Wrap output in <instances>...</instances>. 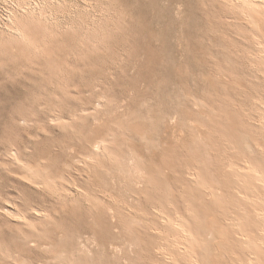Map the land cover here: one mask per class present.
Returning <instances> with one entry per match:
<instances>
[{
    "label": "rangeland",
    "instance_id": "374dc122",
    "mask_svg": "<svg viewBox=\"0 0 264 264\" xmlns=\"http://www.w3.org/2000/svg\"><path fill=\"white\" fill-rule=\"evenodd\" d=\"M249 166L264 5L0 0V264H264Z\"/></svg>",
    "mask_w": 264,
    "mask_h": 264
},
{
    "label": "bare ground",
    "instance_id": "6f19581e",
    "mask_svg": "<svg viewBox=\"0 0 264 264\" xmlns=\"http://www.w3.org/2000/svg\"><path fill=\"white\" fill-rule=\"evenodd\" d=\"M237 2V1H236ZM238 3L239 4H241L242 6H243V8L244 9H246V10H249L250 9V7H255L256 5H264V0H238ZM21 30V29H20ZM16 31V30H15ZM18 31V30H17ZM19 33V32H18ZM22 33V32H21ZM20 34V33H19ZM102 142H100V144H101ZM102 145V144H101ZM99 146V145H98ZM100 146L98 147V154H102L103 153V155L104 154H107V152H106V150L105 151H101L100 149ZM105 152V153H104ZM108 155V154H107ZM109 156V155H108ZM13 157H15V156H13ZM17 158V157H16ZM15 158V159H16ZM18 159V158H17ZM16 162V161H15ZM20 163H22V162H20ZM25 166L26 167H29V169H31V171H35V169L32 167V166H27L26 164H25ZM249 169H250V171L249 172H251L253 175H255L256 177H258L262 182L264 181V179H263V177L261 176V174L257 171V169H253V167H251V166H249L248 167ZM33 173H36V172H33ZM32 173V175L33 176H35L34 174ZM25 174V173H24ZM27 174V173H26ZM23 175V174H22ZM29 175V174H28ZM28 175H27V177H28ZM31 175V176H32ZM60 175V174H59ZM22 178H23V176H21ZM58 177V176H57ZM65 177V176H64ZM24 178H26V176H24ZM30 178H32V177H30L29 176V178H27V181H28V179H30ZM59 178H60V176H59ZM62 178V177H61ZM55 179V178H54ZM65 179V178H64ZM63 179V180H64ZM36 180V179H35ZM56 180V179H55ZM54 180V181H55ZM58 180V179H57ZM56 180V181H57ZM60 180V179H59ZM66 180V179H65ZM45 181V180H44ZM43 181V182H44ZM48 181V182H47ZM29 182V181H28ZM42 182V181H41ZM47 182V183H46ZM32 183V182H31ZM35 183V182H34ZM44 183H46L45 185H47V186H51L52 187V184H54V183H56V185H57V182H52L51 180H46ZM44 183H43V185H44ZM66 184L67 183H69L68 181L67 182H65ZM64 183V184H65ZM33 184V183H32ZM36 184V183H35ZM58 184H59V182H58ZM37 186H38V183L36 184ZM55 185V184H54ZM53 185V186H54ZM69 185V184H68ZM41 185H39V187H40ZM58 186H62V183H60V185H58ZM42 187V186H41ZM56 187L57 186H55V189H56ZM68 187V186H67ZM67 187H60V188H62V190H63V192H65V189H63V188H67ZM47 188H49V187H47ZM48 190V189H47ZM52 190H54L53 188H52ZM57 190V189H56ZM62 190H60L61 192H62ZM67 190V189H66ZM70 191V190H69ZM68 191V192H69ZM67 192V191H66ZM57 193H59L60 194V192H59V190H58V192ZM71 193V192H70ZM63 194V193H62ZM58 195V194H57ZM63 197V196H62ZM62 200V199H61ZM38 210V209H37ZM44 210V209H43ZM36 212H38V211H36ZM40 212H43V211H41L40 210ZM45 213V212H44ZM41 214V213H40ZM260 215H264V213H262V214H260ZM22 216V215H21ZM44 216H46V215H44ZM43 216V217H44ZM163 217V216H162ZM166 219L167 220H164V221H166V224H168V225H173V222L171 221V220H169V218H167L166 217ZM178 224L183 228V230H184V232L186 233V235H188L189 237H191L190 238V240L191 241H194L195 240V236H192L193 235V233L191 232V231H189V229H187L183 224H181V221L180 220H178ZM192 234H191V233ZM191 234V235H190ZM25 235V234H24ZM27 235V234H26ZM40 235V234H39ZM38 235V237L40 238L41 236H39ZM26 238H24L25 239V243L27 244V241H29V235H27V236H25ZM189 237H187V238H189ZM22 238V237H21ZM39 238H37V240L39 239ZM89 240V239H88ZM48 242V243H47ZM47 242H44V241H41V239H39V246H43L44 244L45 245H47V244H49V242L50 241H47ZM108 244H110V243H108ZM50 247H52V245L50 246ZM50 247H48L47 246V249L48 248H50ZM110 247V246H109ZM45 248V247H44ZM49 250V249H48ZM52 250V249H51ZM187 251H189L190 253H192V251L191 250H189V249H186ZM60 254V256H61V253H59ZM55 256V255H54ZM57 256V258H60V256L57 254L56 255ZM62 256H63V254H62ZM55 259V258H54ZM64 259V258H63ZM62 258L60 259V261L61 260H63ZM56 260V259H55ZM53 262V261H52ZM63 262V261H62ZM60 263V262H59ZM256 262H254V261H252V262H250L249 264H255ZM5 264V263H4ZM19 264H26L24 261H21ZM62 264V263H61ZM63 264H67L65 261H64V263ZM194 264H200V263H198L197 261H195V263Z\"/></svg>",
    "mask_w": 264,
    "mask_h": 264
}]
</instances>
